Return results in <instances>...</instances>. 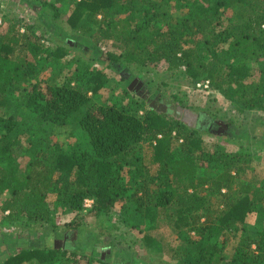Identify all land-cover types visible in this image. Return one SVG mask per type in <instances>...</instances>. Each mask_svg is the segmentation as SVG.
I'll use <instances>...</instances> for the list:
<instances>
[{
  "label": "trees",
  "instance_id": "trees-1",
  "mask_svg": "<svg viewBox=\"0 0 264 264\" xmlns=\"http://www.w3.org/2000/svg\"><path fill=\"white\" fill-rule=\"evenodd\" d=\"M66 1H76L66 21L89 58L67 60L74 73L58 81L32 78L44 62L67 56L70 44L21 17L2 18L0 225L54 238L64 231L62 244H29L2 264H114L102 251H77L69 240L77 227L55 222L57 210L77 213L86 199L96 218L119 205L123 219L131 210L139 216L129 220L137 230L148 217L193 231L175 264H264V174L251 148L211 141L204 133L216 125L193 128L144 93L93 99L107 81L93 65L108 45V68L164 65L192 84L209 80L239 111L264 110V0H55ZM16 98L20 120L3 111ZM74 121L79 130L66 150L45 125ZM142 237L146 248L155 245L150 234Z\"/></svg>",
  "mask_w": 264,
  "mask_h": 264
},
{
  "label": "rangeland",
  "instance_id": "rangeland-1",
  "mask_svg": "<svg viewBox=\"0 0 264 264\" xmlns=\"http://www.w3.org/2000/svg\"><path fill=\"white\" fill-rule=\"evenodd\" d=\"M43 2L54 4L59 12L58 16L53 17V9L48 6L45 7ZM74 2L76 1L56 3L55 0H0L1 31H6L3 16L8 18L17 16L23 18L24 22L37 24L38 27L35 30L38 33H44L47 32V29H51L53 31H49L47 35L53 39H59V41L63 38L60 43L64 41L70 44V52L67 53V56L61 58L59 63L44 62V66L32 78V81L42 80L49 83L64 79L65 76L74 73L76 64L73 63L70 66L67 60L74 56L84 61L89 58V52L85 51L84 55L80 42L73 40L75 33H72V28L66 21L75 5ZM99 18L100 15H97V19ZM23 30L20 29L21 39L24 35ZM62 33L65 36H61ZM49 46L54 47L55 42H51ZM109 49L110 46L108 45L97 49L101 58L96 60L93 66L105 71L107 81L99 93L93 96L95 103L118 101L125 94L137 98V95L134 94L137 92L140 95L144 93L146 97H152L150 98L151 103L156 107L175 101L188 105L191 109L197 112L202 111L211 117L214 122L213 127L216 125V130H209L204 133L206 138L228 144L229 148L234 150L239 145L251 148L253 155L257 157V161L253 162L256 163L257 172L264 174V110L239 111L237 107L232 105V101L225 99L215 90L197 91L194 88V83L192 84L193 81L184 71L172 72L164 65L130 67L122 71L108 68L105 53ZM125 81H128V84ZM128 88L132 94L125 91ZM18 96L16 94V97ZM21 102L18 98L10 100L3 109L6 116L18 120L25 118L24 111L21 109ZM168 112H170L169 114L172 113L171 110ZM76 124L77 121H74L63 126L45 125V127L49 133L63 142L66 150H69L74 138H76L74 132L79 130ZM205 125L208 124L205 123ZM224 139H227V142ZM152 168L154 170L156 166L154 165ZM85 202L86 205L84 203L83 209L77 213H62L57 210L55 222L60 227H69L67 226L68 223L77 227L69 239L77 251L86 253L90 249H95L97 252L102 251L105 259L114 264H175L178 250L180 248L185 249L187 238L194 234L193 231L179 230L170 224H166L163 220L159 223H152L148 217L142 218L137 230L129 222L130 219H134L136 214L131 210V216H123V219L120 215L119 205H116L110 214L96 218L90 210L92 200L88 199ZM136 217L139 216L136 215ZM61 229L59 228L57 233L58 237L54 238L53 235H48V230L28 233L22 226L0 225V264L9 255L29 244L43 245L50 241L62 244L64 231ZM144 232L155 239L153 247L146 248L144 246L145 239L142 237Z\"/></svg>",
  "mask_w": 264,
  "mask_h": 264
},
{
  "label": "flooded vegetation",
  "instance_id": "flooded-vegetation-1",
  "mask_svg": "<svg viewBox=\"0 0 264 264\" xmlns=\"http://www.w3.org/2000/svg\"><path fill=\"white\" fill-rule=\"evenodd\" d=\"M162 111H170L172 116L175 118H178L179 120L183 121L184 123L188 124L191 127H198L201 125H205L207 123L210 128L213 127L214 122L211 117H208L205 113L202 111H195L191 109L190 106L179 103L177 101L175 102H167L164 105L157 106ZM170 113V112H168ZM209 118V119H207ZM60 241V240H59Z\"/></svg>",
  "mask_w": 264,
  "mask_h": 264
},
{
  "label": "built area",
  "instance_id": "built-area-1",
  "mask_svg": "<svg viewBox=\"0 0 264 264\" xmlns=\"http://www.w3.org/2000/svg\"><path fill=\"white\" fill-rule=\"evenodd\" d=\"M194 88L198 91H206V92H209L211 91V87H210V83H209V80L207 79H199L197 80L195 83H194ZM88 200V199H86ZM85 200V201H86ZM85 205H86V202H84Z\"/></svg>",
  "mask_w": 264,
  "mask_h": 264
}]
</instances>
